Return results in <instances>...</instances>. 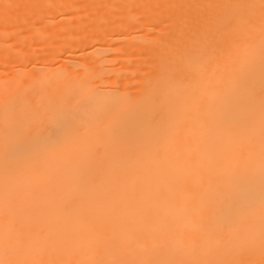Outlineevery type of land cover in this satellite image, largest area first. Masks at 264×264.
<instances>
[{"label": "bare ground", "instance_id": "obj_1", "mask_svg": "<svg viewBox=\"0 0 264 264\" xmlns=\"http://www.w3.org/2000/svg\"><path fill=\"white\" fill-rule=\"evenodd\" d=\"M0 264H264V0H0Z\"/></svg>", "mask_w": 264, "mask_h": 264}]
</instances>
